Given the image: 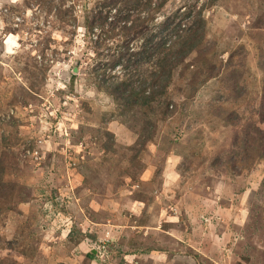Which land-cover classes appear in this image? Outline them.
Returning a JSON list of instances; mask_svg holds the SVG:
<instances>
[{
	"label": "rangeland",
	"instance_id": "rangeland-1",
	"mask_svg": "<svg viewBox=\"0 0 264 264\" xmlns=\"http://www.w3.org/2000/svg\"><path fill=\"white\" fill-rule=\"evenodd\" d=\"M108 1L0 0V264H264V0H167L146 33ZM204 4L131 101L157 54L124 58Z\"/></svg>",
	"mask_w": 264,
	"mask_h": 264
},
{
	"label": "trees",
	"instance_id": "trees-1",
	"mask_svg": "<svg viewBox=\"0 0 264 264\" xmlns=\"http://www.w3.org/2000/svg\"><path fill=\"white\" fill-rule=\"evenodd\" d=\"M167 0H109L108 3L103 4L110 13L112 9L114 11V16H119L122 14L123 11H128L131 14H125V19H131L133 26L126 28V33H130L133 29V32L136 33H146V19H141L140 13L143 11H161L164 7V4ZM118 4H122L123 6L120 7ZM151 5H154L153 10ZM205 4L199 7L198 11L196 12V18L190 24L183 25L182 22L184 19H189L192 16L191 10L186 11L181 17L177 16V20H175V16H168L166 20L158 27L159 31L158 34H149L147 39L145 40L141 52L138 54L132 55V57L124 58L125 67L127 68L131 62H143L144 60L149 59L154 54L156 55L157 62H158V71H155L153 77L155 78L156 82H152L153 85L156 86L155 89L150 91L148 96H143L142 93L138 95L129 96L133 98V102L140 103L142 105H146L149 101H153V99L159 95L161 90L167 86V83L170 80V67L171 64L174 62H179L180 59L185 57L188 53L193 51L197 48L202 41L204 25L202 24L203 20L201 18V12L203 11ZM108 13L105 12V17L102 15V12H99L98 15V23L99 25H103L104 18L108 17ZM134 14V15H132ZM111 17V16H110ZM85 27L88 30L93 28L92 20H87ZM124 28V29H125ZM136 28H140V30H135ZM135 30V31H134ZM183 31L184 33L176 34L179 31ZM176 34L177 37L174 40H169V35ZM168 35V36H167ZM138 55V57H135ZM112 65L116 63L122 62V58L118 57L114 61H111ZM159 79V80H158ZM100 88H105L108 93L115 97L118 101L121 97L126 99L124 95L125 88L118 87L117 85H99Z\"/></svg>",
	"mask_w": 264,
	"mask_h": 264
},
{
	"label": "crops",
	"instance_id": "crops-1",
	"mask_svg": "<svg viewBox=\"0 0 264 264\" xmlns=\"http://www.w3.org/2000/svg\"><path fill=\"white\" fill-rule=\"evenodd\" d=\"M82 245V244H81ZM79 246H80V244H79Z\"/></svg>",
	"mask_w": 264,
	"mask_h": 264
}]
</instances>
